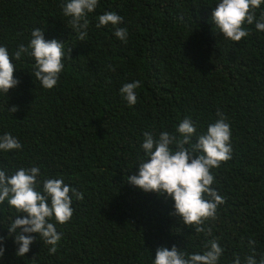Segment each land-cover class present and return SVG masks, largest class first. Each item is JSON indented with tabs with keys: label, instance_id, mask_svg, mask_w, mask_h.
I'll return each instance as SVG.
<instances>
[{
	"label": "trees",
	"instance_id": "trees-1",
	"mask_svg": "<svg viewBox=\"0 0 264 264\" xmlns=\"http://www.w3.org/2000/svg\"><path fill=\"white\" fill-rule=\"evenodd\" d=\"M219 0H98L80 41L62 12L66 0H0V46L8 49L19 84L0 92V136L10 133L22 150L0 152V170L12 175L37 166L45 178H63L83 193L72 200L57 252L33 234L25 257L8 229L15 210L0 205V236L6 238L0 264H153L158 248L175 245L189 254L218 238L219 264L264 256V32L245 24L239 42L223 39L211 23ZM105 12L122 16L127 42L111 25L96 28ZM259 20L264 3L255 9ZM46 41L64 43V69L55 87L34 78V60L13 53L33 29ZM69 49H72L69 58ZM111 66V67H109ZM140 81L137 103L120 95L125 83ZM16 106L11 113L8 108ZM221 113L231 130V159L211 169V185L225 203L206 222L212 237L197 235L172 216L174 201L127 183L146 159L144 133H175L191 117L193 143ZM35 144V145H34ZM170 147H175L170 146ZM40 183L36 190L42 191ZM207 198V197H205ZM24 214H21L23 217ZM55 223V221H52ZM17 231H20L19 229ZM255 241L254 247L249 242Z\"/></svg>",
	"mask_w": 264,
	"mask_h": 264
},
{
	"label": "clouds",
	"instance_id": "clouds-1",
	"mask_svg": "<svg viewBox=\"0 0 264 264\" xmlns=\"http://www.w3.org/2000/svg\"><path fill=\"white\" fill-rule=\"evenodd\" d=\"M262 3L264 0H219L211 17V23L217 30L215 33L222 35L223 39L239 42L250 34L244 25L254 22L256 30L264 32V13L257 20L254 12ZM97 5L98 0H66L61 6L63 15L70 18L71 29L80 41L87 36L88 14L93 13ZM97 19L96 28L111 25L114 35L127 42V29L118 27L123 23L122 16L105 12ZM63 46L64 43L56 39L46 41L44 31L37 28L31 31L27 46L20 44L13 57L19 61L27 54L33 59L32 75L42 88L50 90L56 86L64 69ZM71 51L69 49V58ZM15 70L7 47L0 46V92L5 95L19 84L14 79ZM140 86V81H134L120 88V95L129 107L137 103L136 89ZM8 111L15 113L18 108L13 106ZM217 115L219 119L209 124L207 131L199 135L195 143L192 138L196 126L191 117L184 118L173 134L165 131L156 138L152 133L145 132L141 148L146 159L139 163L138 174L128 176L126 181L145 193L154 192L172 199L174 211L170 215L179 217L184 225L194 229L195 234L203 233L206 238L212 237V229L205 227L206 222L214 221L219 206L225 203V198L211 187L214 183L211 169L219 168L221 163L231 159L232 154L230 125L221 113ZM173 145L174 148L170 147ZM19 150H22V145L16 137L10 133L0 136V152ZM39 177L45 176L37 166L20 167L10 176L6 175V170H0V205L7 202L9 210L17 213L8 234L14 237L17 245L15 255L21 258L30 251V245L35 241L33 234L50 246L49 255L55 254L62 237L56 225H65L71 219L73 198L78 201L84 198L82 192L65 184L63 178L40 181ZM40 183L43 184L42 191L36 190ZM21 214H24L23 217ZM5 243L6 238L0 236V258L5 254ZM249 244L254 247L255 241L251 240ZM203 248L202 253L192 254L177 249L175 245L171 250L158 248L153 264H219L224 249L218 238L206 239ZM232 264L258 262L252 254L246 256L243 262L236 256ZM259 264H264V256H261Z\"/></svg>",
	"mask_w": 264,
	"mask_h": 264
}]
</instances>
